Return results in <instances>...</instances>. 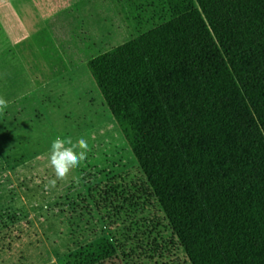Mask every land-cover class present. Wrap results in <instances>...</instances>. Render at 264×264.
I'll list each match as a JSON object with an SVG mask.
<instances>
[{
	"label": "trees",
	"instance_id": "16d2710c",
	"mask_svg": "<svg viewBox=\"0 0 264 264\" xmlns=\"http://www.w3.org/2000/svg\"><path fill=\"white\" fill-rule=\"evenodd\" d=\"M86 62L136 165L88 188L111 243L77 264H264V0H124Z\"/></svg>",
	"mask_w": 264,
	"mask_h": 264
},
{
	"label": "rangeland",
	"instance_id": "374dc122",
	"mask_svg": "<svg viewBox=\"0 0 264 264\" xmlns=\"http://www.w3.org/2000/svg\"><path fill=\"white\" fill-rule=\"evenodd\" d=\"M42 1L0 0V97L8 101L0 111V264H77L91 255L101 258L111 238L88 188L137 163L86 64L71 76L53 77L64 64L49 43L48 29L41 32L43 16L54 6L65 9L68 0ZM76 2V8H86L83 16L64 11L54 18L63 23L75 19L80 26L106 9V0ZM123 2L111 0L110 20L104 18L110 28H103L94 56L129 38L133 29L120 12ZM8 33L29 39L12 45ZM47 82L53 87L41 90ZM57 136L83 137L90 151L74 170L78 184L59 182L46 189L52 176L48 151Z\"/></svg>",
	"mask_w": 264,
	"mask_h": 264
},
{
	"label": "crops",
	"instance_id": "0c3cea01",
	"mask_svg": "<svg viewBox=\"0 0 264 264\" xmlns=\"http://www.w3.org/2000/svg\"><path fill=\"white\" fill-rule=\"evenodd\" d=\"M41 2L43 1L41 0ZM76 5V0H68L66 1L65 9L59 6H54L53 9L47 14L45 13L46 15L43 16L44 24L42 25L41 32L44 31L45 28L48 29L49 33L47 35L49 37V43L64 64L63 71L53 75V77H68L69 75L71 76L73 72H78L85 67L86 62L94 57L93 50L95 46L99 44L100 39L103 36V28L105 27V30L107 31L110 28V21H106V26H104V18L106 17L108 20L110 17L111 0H106V9H99L100 12H98L97 19H92L91 17L89 22L86 21V23L80 26L75 19L70 21L65 19V23H63L54 18L60 14L62 15L64 11L67 14L77 11L83 16V12H85L86 8H76ZM79 5H81V3ZM103 5L104 4L102 3V6ZM121 7L122 5L120 8ZM27 38L29 39L27 35L18 38L13 37L10 34L6 35L7 43L12 45L23 44L27 42ZM52 85H54V83L51 84V82H47L41 86V90L47 89Z\"/></svg>",
	"mask_w": 264,
	"mask_h": 264
},
{
	"label": "clouds",
	"instance_id": "9594fccd",
	"mask_svg": "<svg viewBox=\"0 0 264 264\" xmlns=\"http://www.w3.org/2000/svg\"><path fill=\"white\" fill-rule=\"evenodd\" d=\"M7 106L8 101L0 97V111ZM89 151L88 141L83 137L74 141L70 137L57 136L48 151V167L52 176L47 180L46 189L56 188L59 182L78 184L80 177L74 174V170L87 159Z\"/></svg>",
	"mask_w": 264,
	"mask_h": 264
}]
</instances>
